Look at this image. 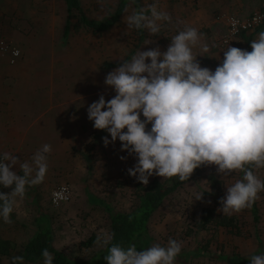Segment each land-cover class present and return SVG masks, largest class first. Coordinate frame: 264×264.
<instances>
[{
  "label": "rangeland",
  "instance_id": "1",
  "mask_svg": "<svg viewBox=\"0 0 264 264\" xmlns=\"http://www.w3.org/2000/svg\"><path fill=\"white\" fill-rule=\"evenodd\" d=\"M51 1L56 8V19L51 21L55 25H40L43 23L40 21L38 27L23 26L29 37L25 36L18 44L7 41L24 57L10 65L19 66L24 74L19 72L16 82L9 76L2 79V87L8 88L0 90V100L6 98L8 106L0 107V156L5 152L16 155L19 161L13 170L23 175L21 163L31 164L33 155L44 144L51 145L52 150L47 154L48 172L43 183L29 187L23 200L17 198L12 223L0 220V236L12 240L13 255H16L34 232V217L43 213L54 231V247L70 259L83 260L101 249L109 236L108 209L129 212L135 207V187L140 183L127 172L135 164V156L121 151L118 139L105 147L102 137L108 136L111 140L110 134L95 129L87 118L88 105L98 100L100 94L106 101L115 95L113 88L104 84L107 73L122 60H130L139 50L159 46L165 51L171 38L186 26L202 34V42L208 45L209 51L201 53L197 46L193 52L200 54L197 60L201 67L212 71L222 62L228 45L247 48L240 35L229 36L227 43L222 41L227 34L224 18L234 14L225 12L224 0H141L143 9L148 10L149 5L155 4L158 10L171 16V22H163L157 35L143 29L141 43L137 30L128 29L124 22L135 11L131 3L119 21L102 34L81 30L64 38L63 2ZM80 3L89 18L99 20L114 9L116 0H80ZM257 37L255 34L252 40ZM148 41L151 42L146 44ZM141 119H144L142 115ZM150 127L147 125L146 130ZM121 156L126 159L121 160ZM210 169L217 170V166H203L199 176L189 178L171 192L153 213L149 221L151 242L146 248L153 244L166 246L171 238L182 245L175 264H250V261L245 263L246 258L264 254L261 250L263 194L259 193L256 200L257 222L252 221L249 209L233 214L241 221V235L223 228L196 232L195 220L201 207L208 203L205 192L209 189ZM254 172L264 180V168ZM220 176L225 182V194L227 186L242 178L236 172ZM152 179L167 182V178L156 175L149 177V181ZM62 185L67 186L69 198L55 204L52 193ZM9 191L11 188L4 190ZM201 192L202 199L195 200V194ZM91 235L96 240L90 245L84 244ZM3 262L7 263V259Z\"/></svg>",
  "mask_w": 264,
  "mask_h": 264
},
{
  "label": "clouds",
  "instance_id": "2",
  "mask_svg": "<svg viewBox=\"0 0 264 264\" xmlns=\"http://www.w3.org/2000/svg\"><path fill=\"white\" fill-rule=\"evenodd\" d=\"M124 22L128 29L157 35L171 16L152 4L148 10L133 11ZM197 46L201 53L209 51L198 29L186 26L171 38L165 51L157 46L122 60L104 80L115 95L106 101L100 94L88 105L87 118L95 129L110 134L111 140L102 137L105 147L118 139L121 151L135 156L127 172L142 185L153 175L188 181L196 168L207 165H216L225 176L242 173L241 179L227 186L219 209L226 215L238 214L250 209L264 192V180L254 172L264 168V31L251 41L250 52L228 45L214 71L201 67L200 54L193 52ZM51 150V145L44 144L31 164L21 163L23 175L13 170L19 161L16 155L0 156V186L11 188L0 192L4 223H12L17 198L23 200L29 187L43 183ZM67 192V186H61L53 193L54 203L66 200ZM202 194L194 199L201 200ZM181 248V242L171 238L166 246L153 244L139 251L135 244L127 248L111 244L104 259L107 264H175ZM41 255L43 264H53L47 249ZM23 261L22 255L12 257V264ZM249 261L264 264V254L253 255Z\"/></svg>",
  "mask_w": 264,
  "mask_h": 264
},
{
  "label": "trees",
  "instance_id": "3",
  "mask_svg": "<svg viewBox=\"0 0 264 264\" xmlns=\"http://www.w3.org/2000/svg\"><path fill=\"white\" fill-rule=\"evenodd\" d=\"M63 1L66 12V21L63 28L64 38L81 30L90 31L96 35L102 34L119 21L129 3H131L135 11L142 9L141 0H116L114 9L110 13L99 20H94L83 12L80 0ZM261 31H264L263 26L251 32L257 34ZM244 34L241 33L240 36H242L246 43L247 51L250 52L252 51V36H244ZM137 35L140 40L139 43H141L144 36L143 29L137 30ZM113 65L116 64H111V66ZM202 169L203 166L196 168L190 178L199 176ZM240 175L242 176V173ZM207 179L209 189L205 193L208 203L201 207V212L195 220L194 230L200 232L206 229L223 228L232 234L241 235V221L239 217L233 214L226 215L219 211V208H221V198L225 196L224 180L215 169L209 170ZM184 182L179 181L178 177H173L167 179V182L152 179L146 186L137 183L135 187L137 198L135 207L129 212L108 209L110 225L108 237H111V240L107 244L104 242V246L87 259H70L63 252L56 249L53 245L54 231L50 220L45 214L38 213L33 220L35 227L33 234L17 251L16 255H13L15 245L12 240L0 236V262L1 264H12V257L22 255L24 257L23 264H43L44 258L41 253L42 250L47 249L54 257L53 264H107L104 256L108 254V247L111 244H120L125 248L135 244L137 250L146 249L147 245L151 242L149 221L153 213L162 205L166 197ZM5 189L3 186H0V192H4ZM262 194L264 204V192ZM249 210L251 211L252 221L257 222L259 220V208L256 201ZM95 240V236L91 235L83 243L90 245ZM261 250L264 251V244L261 245ZM3 259H7V263H4ZM246 262H249L247 258L245 259Z\"/></svg>",
  "mask_w": 264,
  "mask_h": 264
},
{
  "label": "crops",
  "instance_id": "4",
  "mask_svg": "<svg viewBox=\"0 0 264 264\" xmlns=\"http://www.w3.org/2000/svg\"><path fill=\"white\" fill-rule=\"evenodd\" d=\"M63 2V28L66 21V12ZM51 0H0V32L3 37L10 43H19L23 38L29 37L30 34L23 30V26L38 27L40 21H43L44 26H50L55 21V6L51 5ZM264 0H224L223 9L225 12L247 16L253 10L262 9ZM52 21V22H51ZM52 25V26H53ZM22 27V30L19 28ZM62 28V36H63ZM28 34V35H27ZM259 34V33H257ZM244 36H255L253 32L245 33ZM24 59V57H20ZM19 72H24L19 66L10 65L6 56L0 54V90H7L6 85L2 87V79L10 77L14 82L18 79ZM8 106L7 99L0 100V107ZM30 107V106H28Z\"/></svg>",
  "mask_w": 264,
  "mask_h": 264
},
{
  "label": "built area",
  "instance_id": "5",
  "mask_svg": "<svg viewBox=\"0 0 264 264\" xmlns=\"http://www.w3.org/2000/svg\"><path fill=\"white\" fill-rule=\"evenodd\" d=\"M225 25L227 29V34L223 38V43H227L229 36H239L241 33H246L252 31L258 27H264V7L260 10L254 11L251 14L240 17L235 14H228L225 16ZM18 53V54H17ZM0 54L6 56L9 64H14L20 58V50L17 47H13L7 40L3 37L0 32ZM65 186V185H62ZM61 186L57 187L53 193L60 191ZM52 193V200L54 202V196ZM65 195L69 198V190ZM67 198V199H68ZM66 199V200H67ZM60 200V202L66 201Z\"/></svg>",
  "mask_w": 264,
  "mask_h": 264
}]
</instances>
